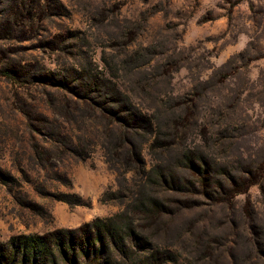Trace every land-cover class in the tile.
<instances>
[{
    "label": "rangeland",
    "instance_id": "1",
    "mask_svg": "<svg viewBox=\"0 0 264 264\" xmlns=\"http://www.w3.org/2000/svg\"><path fill=\"white\" fill-rule=\"evenodd\" d=\"M11 3L0 0L1 24ZM44 7L47 15L26 27V37L16 33L0 41V52L26 73L39 78L90 60L104 66L106 60L146 108L158 102L125 72H137L140 63L133 58L148 54L145 72L156 68L160 76L167 65L170 81L153 82L150 93L166 88L197 103L184 122L172 118L177 144L201 145L231 161L264 157V0H50ZM215 76L221 84L209 89L206 83ZM35 81L15 85L0 76V244L20 235L75 230L121 210L118 203L103 202L107 191L117 190V173L105 156L114 145L105 137L106 121L88 119L70 102L65 115L62 96ZM226 122L238 130L209 142ZM148 147L143 155L150 163ZM261 199L253 187L236 202L249 200L262 218ZM215 212L204 208L176 222L188 227V218L197 220L188 242L193 262L196 237L213 239L205 234L221 230Z\"/></svg>",
    "mask_w": 264,
    "mask_h": 264
},
{
    "label": "trees",
    "instance_id": "2",
    "mask_svg": "<svg viewBox=\"0 0 264 264\" xmlns=\"http://www.w3.org/2000/svg\"><path fill=\"white\" fill-rule=\"evenodd\" d=\"M45 2L50 0H12L2 16L0 41H9L16 33L26 37V27L47 15ZM148 58V54H136L133 61L140 63L138 71L125 72L137 76L140 90L158 102L144 108L128 93H133L132 89L122 87L126 76L110 68L106 60L104 66L90 60L66 72H43L37 78L19 68L21 64L12 56L0 52V76L10 83L36 80L62 96L60 110L65 115L70 113L66 103L70 102L91 117L88 119L106 121L104 134L110 138L109 145H114L106 148L105 156L117 173V190L107 191L103 202L121 206L119 213L96 218L75 230L12 237L0 244V264H264V214L261 218L249 200L242 206L236 202L237 197L257 187L264 208V157L249 154L231 161L201 145L177 144L174 128L178 123L174 126L172 118L184 122L197 103L192 98L179 99L166 88L152 95L153 82L170 81L167 65L160 76L155 74L156 68L153 74L145 72ZM206 84L215 89L221 84L220 77ZM213 114L209 113L210 117ZM235 125L226 122L214 133L207 132L209 142L219 143L228 133L236 132ZM147 144L150 163L143 155ZM204 208L220 216L221 230L205 234L213 239L196 237L199 244L192 248L197 246L198 257L193 262L188 242L197 220L188 218V227L176 222Z\"/></svg>",
    "mask_w": 264,
    "mask_h": 264
}]
</instances>
